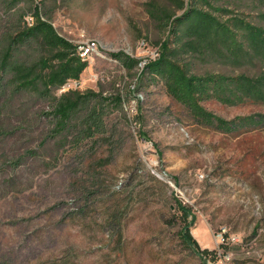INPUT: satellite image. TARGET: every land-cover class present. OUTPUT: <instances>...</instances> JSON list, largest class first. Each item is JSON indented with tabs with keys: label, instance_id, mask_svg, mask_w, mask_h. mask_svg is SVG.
Listing matches in <instances>:
<instances>
[{
	"label": "rangeland",
	"instance_id": "rangeland-1",
	"mask_svg": "<svg viewBox=\"0 0 264 264\" xmlns=\"http://www.w3.org/2000/svg\"><path fill=\"white\" fill-rule=\"evenodd\" d=\"M38 18L72 53L15 38ZM263 33L264 0H0V264H206L180 202L207 264H264ZM65 51L84 68L60 80ZM164 54L231 130L147 72Z\"/></svg>",
	"mask_w": 264,
	"mask_h": 264
},
{
	"label": "trees",
	"instance_id": "trees-1",
	"mask_svg": "<svg viewBox=\"0 0 264 264\" xmlns=\"http://www.w3.org/2000/svg\"><path fill=\"white\" fill-rule=\"evenodd\" d=\"M191 8L185 12L186 17L190 12H192ZM192 14V13H191ZM181 17V18H184ZM179 18V20H181ZM209 18V17H208ZM210 19V18H209ZM176 27V26H175ZM175 27L174 30H175ZM221 29V27H220ZM254 29V27H252ZM35 32H43L44 38L48 45L58 48L61 50H68L71 51V49H75V44L67 40L65 37L61 36L54 27L47 21L38 18V22L35 26L25 29L23 31H19L15 38L16 39H23L27 38L30 35H33ZM230 35V33H227ZM264 34V33H263ZM65 51L62 53H57L53 57H63L64 62L62 63L61 67H59L55 73L59 75L60 80H64V76L69 77H77L81 70L84 68V62H82L81 58L78 56L72 55L71 53ZM169 51V49H167ZM114 57H122V54L120 53H113ZM129 56H126V59H129ZM45 62L46 65L50 64V59L45 58L43 63ZM162 65H165L164 67ZM173 63H171V60L167 58V56L164 54L162 60L160 61H154L147 65V72L149 70L157 72L159 75H166L167 78H169V84L172 83L175 87V89L180 93L182 101L189 107L191 112L195 114V116L201 118L204 122L216 124L218 127L224 129V130H231L235 125V121H237V118H233L231 120L225 119L219 115H216L210 111H208L198 100L197 98V92L199 91V86L196 84L194 78H181V76L184 74H181L177 79L173 76ZM179 74V72H178ZM185 76V75H184ZM83 100V99H82ZM82 100H75L70 101L68 99H64L62 103H59V108L57 109L56 114L62 115V119L58 122H63V126L66 125L68 119L69 121L72 120V114L75 112L77 107L82 103ZM116 100L121 103V98L119 96L116 97ZM249 117V116H248ZM64 119L65 121L64 123ZM241 119V118H240ZM86 120H92L96 124H101L100 115L98 113H94L93 115L88 116ZM96 130V129H95ZM88 132L90 135L94 134V128L89 129ZM179 209L182 211V216L185 218L183 226H181L179 230V237L185 243L188 247H190L195 253L200 255L202 260L207 264V258L212 255L213 250H210L209 248H202L199 244L198 240L193 236L191 233V225L192 220H189L188 217L191 216V211L188 206H185L180 202Z\"/></svg>",
	"mask_w": 264,
	"mask_h": 264
},
{
	"label": "built area",
	"instance_id": "built-area-1",
	"mask_svg": "<svg viewBox=\"0 0 264 264\" xmlns=\"http://www.w3.org/2000/svg\"><path fill=\"white\" fill-rule=\"evenodd\" d=\"M90 48H91V46L87 47V49H86V51L84 53H87ZM224 231H225V229H223V232H221L219 234V236H220L219 238H220V241L221 242L224 243V242L229 241V240L234 241V242L237 241V238L235 236H231V238H230L229 236H226V234L224 233Z\"/></svg>",
	"mask_w": 264,
	"mask_h": 264
}]
</instances>
